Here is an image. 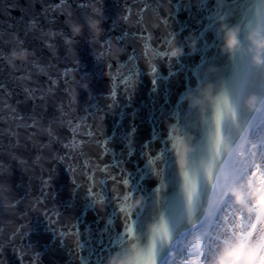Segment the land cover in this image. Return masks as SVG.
<instances>
[{"label":"water","instance_id":"95a60500","mask_svg":"<svg viewBox=\"0 0 264 264\" xmlns=\"http://www.w3.org/2000/svg\"><path fill=\"white\" fill-rule=\"evenodd\" d=\"M144 2L0 0V85L5 86L0 90V242L20 229L0 249V264H20L21 259L24 264H81V260L105 264L113 252L138 247L147 222L166 209L173 235L157 245L154 264H161L180 234L204 217L203 203L210 193L222 189L219 184L214 189L210 179L202 182L191 217L177 211L181 202L176 192L177 145L193 134V151L187 154L193 161L207 147L204 113L189 106L184 94H200L204 83L217 80L230 63H249L247 53L229 58L220 44L225 29L238 24L246 45L248 30L264 24V0H150L157 5L156 13L146 10L143 20L149 35L148 56L157 65L152 74L141 40L131 36L113 40L111 49L105 43L108 36L125 29L139 33L135 10L143 8ZM125 3L131 8L128 23L119 18ZM94 21L99 22L95 27ZM192 36L195 50L189 46ZM173 43L183 44L181 55H168ZM49 44L55 47V55ZM133 50L139 57L137 73L126 88L124 76L132 70L127 57ZM235 100L243 121H251L254 114L244 107L242 93ZM32 119L37 125L25 127ZM170 120L177 125L172 132L165 127ZM223 130L233 138L238 135L229 121ZM149 155L155 157L152 163ZM230 162L226 160L228 168ZM101 165H107V172ZM121 168L130 181L123 206L138 192L146 196L144 206L131 214L133 224L123 237L120 217L128 214L124 207L119 212L111 193L112 177L122 179ZM89 174L107 177L103 203L88 195ZM161 178L164 188L157 193ZM44 209L55 213L47 221Z\"/></svg>","mask_w":264,"mask_h":264},{"label":"clouds","instance_id":"9594fccd","mask_svg":"<svg viewBox=\"0 0 264 264\" xmlns=\"http://www.w3.org/2000/svg\"><path fill=\"white\" fill-rule=\"evenodd\" d=\"M94 21L93 26L98 24ZM82 25L79 26L82 29ZM99 30L98 28L96 29ZM240 26L232 24L224 31L220 49L229 58L241 57L247 53L249 63L242 60L230 63L224 67L217 80L206 81L200 89V94L188 91L184 99L189 106L198 107L204 113L207 125L206 151L197 160L189 159L188 153L193 151L188 139L181 140L177 145L180 155L177 158V175L179 177L176 192L181 196L178 212L189 218L193 207L200 198L202 182L211 180L213 187L219 184L224 194L212 191L203 203L206 215H212L218 207L230 202L225 209L226 227L219 231L212 249L204 255L201 247L198 254L190 257L188 264H198L202 259L204 264H264V160L250 162L242 172L231 171L226 166V159L235 161L251 160L254 141L249 137L251 121H243L240 106L235 97L242 93V103L254 115L264 113V24H254L246 33L248 43L245 45L240 37ZM195 36L189 38V46L195 50ZM183 44L173 43L168 51L171 57L183 53ZM213 72L216 66H210ZM257 77L261 79L258 81ZM225 121L231 122L238 130L234 138L223 130ZM165 127L172 132L176 122L170 120ZM264 133V129H261ZM160 190L164 188L161 178ZM146 196L136 193L124 209L131 215L144 206ZM237 208L242 209L243 219L237 214ZM255 223V227L252 225ZM251 234L249 235V233ZM173 235L171 219L166 209H160L147 222L146 236L143 242L128 252H113L105 264H154L158 252L157 245L167 243ZM201 234L195 233L193 239L199 241Z\"/></svg>","mask_w":264,"mask_h":264},{"label":"snow or ice","instance_id":"6c2138e0","mask_svg":"<svg viewBox=\"0 0 264 264\" xmlns=\"http://www.w3.org/2000/svg\"><path fill=\"white\" fill-rule=\"evenodd\" d=\"M156 8L157 5H154L150 2V0H145L144 2V6L143 8L137 7L136 8V14H137V20L136 23L139 25L140 27V31L138 32H129L127 29H125L121 34L116 35V36H108L107 39L105 40V43L108 44L109 49L112 48V41L116 40L119 41L121 39H128L130 36L134 39H139L143 42V48H144V58L146 60L147 66H148V71L150 74L155 73L157 70V65L156 63L153 62V59L148 56V49H149V35L147 32V28L144 26V20H143V13L146 10H151L153 12V14L156 13ZM131 12V8L129 7V5L127 3H125V5L123 6L122 10L120 11V15L119 18L120 20H122L125 23H128L130 21V16L129 13ZM165 25L167 26V18L164 17L162 18ZM116 27V22L115 19L113 20V24H112V28L114 29ZM50 50L52 51L53 55L56 54V49L53 45L49 44L48 45ZM163 58V54H161V57ZM139 57H137L135 50H133L132 54L128 55L127 60L129 62H132V70L129 71L128 75L124 76V82L126 84V88L130 85L128 82L131 81V83L134 81L136 73H137V64L135 63L136 60H138ZM170 63V61H169ZM119 66V65H118ZM155 82V81H154ZM51 83L53 85L56 84V80L52 79ZM4 85H0V90L4 89ZM27 91V90H26ZM48 92H52L53 89L49 88L47 90ZM109 95L114 96L115 93L110 92ZM29 97L32 98L33 100H35V97L31 96V93H29ZM41 99H43V95H41ZM32 123L31 125L29 124H25V127H29V126H36L37 125V121L35 119L31 120ZM49 134L51 135V129H49ZM157 156L159 155V153L156 154ZM154 156L149 155L148 156V162L152 163V161L154 160ZM19 159L21 160V163L26 164V160L23 157H19ZM116 162L113 161V164H115ZM100 168L104 171L107 172V165H101ZM95 171V169H94ZM119 175L122 176V179H116L115 176L112 177V179L115 181L113 188L111 189V193H112V198L117 206V209L119 210V212H122L123 210V204H122V200L123 198L127 195L128 190L130 189L129 184L130 181L128 179V175L127 172L121 168ZM43 182H44V186H47L48 183V177L44 176L43 178ZM107 179V177H103V178H96L94 176H92L91 174H89V179L87 181L88 184V195L90 196H95L99 199V201L101 203H103L106 199L105 197V192L103 191V186L105 184V180ZM116 185H119V187H116ZM160 190V185L157 184L155 187V191L157 193H159ZM17 201H13V203L15 204ZM33 208H35V205H32ZM44 212V219L47 221L49 219V216L55 213H48L47 209L43 210ZM25 215V213H21V216ZM121 219V223H122V229L120 230V234L121 237H123L124 234H126V232L128 231V229L130 228V226L133 224V220L131 215H121L120 217ZM20 229L19 227H17L15 229V231L8 237V239H5L4 241L0 242V249H2L3 245L9 243L10 241H12V239L15 237L16 233L19 232ZM76 235H77V239L79 241V237H80V229L77 227L76 228ZM60 236L63 237L64 233H60ZM111 244L114 246L115 242H111ZM14 250L16 251L18 256H22L23 253L21 252V250L16 246L13 245ZM77 250H80L81 244L78 242L76 244ZM107 247V246H106ZM33 255H35L33 253ZM100 258V257H99ZM99 258H97L96 262L99 260ZM20 264H24V261L21 259ZM33 264H35V261H33ZM81 264H84V261L81 260Z\"/></svg>","mask_w":264,"mask_h":264},{"label":"rangeland","instance_id":"374dc122","mask_svg":"<svg viewBox=\"0 0 264 264\" xmlns=\"http://www.w3.org/2000/svg\"><path fill=\"white\" fill-rule=\"evenodd\" d=\"M261 129H264V113H257L249 126V137L250 140L254 141L251 160H231L229 167L231 171L239 173L246 169L250 162L254 163L257 160H264V133L261 132ZM219 194H224L223 188L220 190ZM230 206V202L221 205L212 215L205 214L204 218L198 224L183 232L173 243L174 246L175 244L181 246V254H177L173 260H171L174 262L172 263L169 260L171 259L169 253L173 252L175 247L173 246L172 248L171 246L168 255L163 259L161 264H188L190 257L194 254H198L201 247L205 249L204 255L210 251L214 245L217 233L227 226L225 223V216L227 215L225 209ZM237 214L240 215L241 219L244 218L242 209L237 208ZM195 233L201 234L199 241L193 239ZM198 264H204L203 260L198 259Z\"/></svg>","mask_w":264,"mask_h":264},{"label":"bare ground","instance_id":"6f19581e","mask_svg":"<svg viewBox=\"0 0 264 264\" xmlns=\"http://www.w3.org/2000/svg\"><path fill=\"white\" fill-rule=\"evenodd\" d=\"M173 246H174V244L172 245V248H173ZM175 249L173 250V252H170L169 254H170V258L171 259H169L170 261L171 260H173V258L177 255V254H181V246L180 245H178V244H175ZM209 252V251H208ZM207 252V253H208ZM207 253L205 254V255H207ZM172 263H174L173 261H171Z\"/></svg>","mask_w":264,"mask_h":264}]
</instances>
